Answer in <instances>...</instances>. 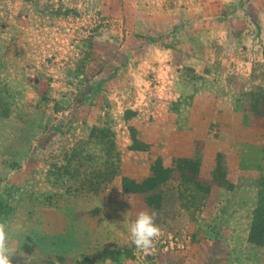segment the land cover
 <instances>
[{
  "label": "rangeland",
  "instance_id": "rangeland-1",
  "mask_svg": "<svg viewBox=\"0 0 264 264\" xmlns=\"http://www.w3.org/2000/svg\"><path fill=\"white\" fill-rule=\"evenodd\" d=\"M157 159L177 202L145 255L129 226L151 211L122 179ZM263 173L264 0H0L11 264H264Z\"/></svg>",
  "mask_w": 264,
  "mask_h": 264
},
{
  "label": "trees",
  "instance_id": "trees-1",
  "mask_svg": "<svg viewBox=\"0 0 264 264\" xmlns=\"http://www.w3.org/2000/svg\"><path fill=\"white\" fill-rule=\"evenodd\" d=\"M135 143V140L133 139ZM131 150L143 151V149L131 146ZM186 166H191V161H185ZM199 166V165H198ZM119 158L115 157L114 145L110 154V171L108 176L110 180L118 176ZM190 170V169H189ZM191 171V170H190ZM173 170L165 169L160 159H157L152 166L151 176L145 179L142 183H136L127 178L122 179V189L124 193L139 194L141 195L146 205L149 207L151 213L165 212L172 209L177 202L176 192L174 190H163L164 185L170 180ZM183 180L187 176L183 175ZM189 184L198 186L197 180L191 179ZM258 200L254 214V221L250 231L249 242L258 247H264V173L258 177L257 180ZM155 216V217H156Z\"/></svg>",
  "mask_w": 264,
  "mask_h": 264
},
{
  "label": "clouds",
  "instance_id": "clouds-1",
  "mask_svg": "<svg viewBox=\"0 0 264 264\" xmlns=\"http://www.w3.org/2000/svg\"><path fill=\"white\" fill-rule=\"evenodd\" d=\"M156 213L141 211L129 226V240L139 251L149 255L154 248V242L162 235L160 227L155 223ZM14 254L8 226L0 222V264H11Z\"/></svg>",
  "mask_w": 264,
  "mask_h": 264
}]
</instances>
